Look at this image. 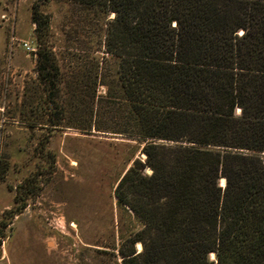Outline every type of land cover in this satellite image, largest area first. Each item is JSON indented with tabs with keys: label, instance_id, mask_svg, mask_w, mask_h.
I'll list each match as a JSON object with an SVG mask.
<instances>
[{
	"label": "trees",
	"instance_id": "obj_1",
	"mask_svg": "<svg viewBox=\"0 0 264 264\" xmlns=\"http://www.w3.org/2000/svg\"><path fill=\"white\" fill-rule=\"evenodd\" d=\"M48 1L33 2L31 21L57 128ZM72 1L113 17L100 61L71 76L70 127L143 143L114 189L141 223L121 241V264H264V0Z\"/></svg>",
	"mask_w": 264,
	"mask_h": 264
},
{
	"label": "rangeland",
	"instance_id": "obj_2",
	"mask_svg": "<svg viewBox=\"0 0 264 264\" xmlns=\"http://www.w3.org/2000/svg\"><path fill=\"white\" fill-rule=\"evenodd\" d=\"M34 1L0 0V264H121V241L141 223L117 206L114 189L135 159L144 160L143 143L70 127L71 76L86 58L100 61L113 15L72 0L42 5L65 108L51 128L35 71Z\"/></svg>",
	"mask_w": 264,
	"mask_h": 264
},
{
	"label": "built area",
	"instance_id": "obj_3",
	"mask_svg": "<svg viewBox=\"0 0 264 264\" xmlns=\"http://www.w3.org/2000/svg\"><path fill=\"white\" fill-rule=\"evenodd\" d=\"M24 46H25V48L27 49V50H29V51H33V49L28 45V43H24Z\"/></svg>",
	"mask_w": 264,
	"mask_h": 264
},
{
	"label": "bare ground",
	"instance_id": "obj_4",
	"mask_svg": "<svg viewBox=\"0 0 264 264\" xmlns=\"http://www.w3.org/2000/svg\"><path fill=\"white\" fill-rule=\"evenodd\" d=\"M220 183H221L222 185L224 184V179H223V178L220 180Z\"/></svg>",
	"mask_w": 264,
	"mask_h": 264
},
{
	"label": "water",
	"instance_id": "obj_5",
	"mask_svg": "<svg viewBox=\"0 0 264 264\" xmlns=\"http://www.w3.org/2000/svg\"><path fill=\"white\" fill-rule=\"evenodd\" d=\"M224 184H225V182H224ZM224 184L222 186H224Z\"/></svg>",
	"mask_w": 264,
	"mask_h": 264
}]
</instances>
